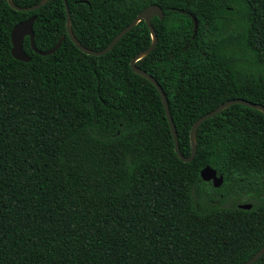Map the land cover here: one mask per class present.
Instances as JSON below:
<instances>
[{"label": "trees", "instance_id": "trees-1", "mask_svg": "<svg viewBox=\"0 0 264 264\" xmlns=\"http://www.w3.org/2000/svg\"><path fill=\"white\" fill-rule=\"evenodd\" d=\"M65 1L93 51L147 6L162 9L136 66L162 88L184 157L192 124L220 104L264 107V0ZM32 16L37 50L63 40L39 56L25 37L20 62L10 31ZM65 25L62 0L27 12L0 1V264L246 262L264 245V113L228 106L200 124L182 162L158 91L129 66L152 43L145 22L101 56L77 49ZM207 165L219 188L201 180Z\"/></svg>", "mask_w": 264, "mask_h": 264}, {"label": "water", "instance_id": "water-1", "mask_svg": "<svg viewBox=\"0 0 264 264\" xmlns=\"http://www.w3.org/2000/svg\"><path fill=\"white\" fill-rule=\"evenodd\" d=\"M6 1H7L8 5L13 10L18 11V12L35 11V10L39 9L40 7L44 6L45 3L47 2V0H40L39 3L32 5V6H29V7H18V6H15L11 0H6ZM62 1L64 4L65 13H66V25H65L66 26V34H67L68 38L72 41L74 46L86 55L101 56V55L108 53L110 50H112V48L120 40V38H122L130 30H132L138 22H140V21L145 22V24H146V26L150 32L152 43L146 50L138 53L135 57H133L129 62V66H130V69L132 70V72H134L135 74H137V75L143 77L144 79H146L147 81H149L158 91L159 96L161 98V102H162L164 111H165L166 119H167L169 127H170L171 135H172V138L174 141L175 153H176L177 157L182 162H187V163L191 162L195 156V153H196L195 132H196L197 128L200 126V124H202L207 119L213 117L214 115L220 113L222 110H224L228 106H231L234 104H239V105H243V106H246V107H249L251 109H255V110H258V111L264 113V107L263 106H261L259 104H253V103L248 102V101L243 100V99L228 100V101L220 104L214 110H212V111L206 113L205 115L201 116L192 124V126L190 128V132H189L191 152H190L189 156L184 157L179 151L176 130H175V127L173 125V122H172V119H171V116L169 113V109H168L167 99L165 97V94H164L162 88L160 87V85L155 81V79L152 76H150L145 71L141 70L140 68H138L136 66V62L138 60H140L141 58L145 57L146 55H148L155 47L156 34H155V31L151 25V20L153 17H157L159 20H163L164 14L162 12V9L159 6L154 5V4L147 6L145 9L142 10V12L140 14H138L135 17V19L129 25H127L125 28L122 29L110 41V43L104 49L99 50V51H93V50H89V49L83 47L80 43H78V41L73 36V33L71 31V27H70V16H69L67 4H66L65 0H62ZM192 19L194 22V32H195L197 29V20L193 16H192ZM34 20H35V17L32 16V17L28 18L27 20L20 22V23L16 24L15 26H13L11 31H10L11 55L17 61H20V62H29L30 61V57L23 51V39L25 37L29 38V44H30L32 51L39 56H47V55L53 54L59 48V46L63 40V37H61L58 40L57 44L50 50H47L44 52L37 50L36 47L34 46V43H33L32 25H33ZM199 175H200V178L202 181L211 182V184L214 188H219L222 185L223 177L221 175H218L216 170H214L213 168H211L208 165L205 166L203 169H201ZM238 208L243 209V210H249L251 208V205L241 204V205H238ZM263 254H264V245L251 258H249L243 264H254Z\"/></svg>", "mask_w": 264, "mask_h": 264}]
</instances>
